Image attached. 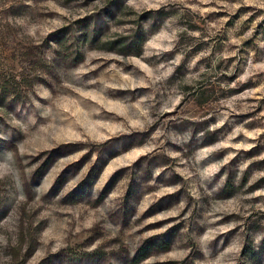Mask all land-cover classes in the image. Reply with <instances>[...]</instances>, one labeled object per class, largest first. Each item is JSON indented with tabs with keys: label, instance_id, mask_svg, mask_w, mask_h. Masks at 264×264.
Returning <instances> with one entry per match:
<instances>
[{
	"label": "rangeland",
	"instance_id": "374dc122",
	"mask_svg": "<svg viewBox=\"0 0 264 264\" xmlns=\"http://www.w3.org/2000/svg\"><path fill=\"white\" fill-rule=\"evenodd\" d=\"M0 264H264V0H0Z\"/></svg>",
	"mask_w": 264,
	"mask_h": 264
}]
</instances>
